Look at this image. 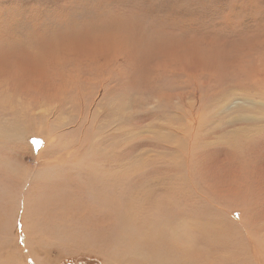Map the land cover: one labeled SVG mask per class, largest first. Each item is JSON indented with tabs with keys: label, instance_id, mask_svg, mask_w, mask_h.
<instances>
[{
	"label": "rangeland",
	"instance_id": "rangeland-1",
	"mask_svg": "<svg viewBox=\"0 0 264 264\" xmlns=\"http://www.w3.org/2000/svg\"><path fill=\"white\" fill-rule=\"evenodd\" d=\"M0 53V121L29 113L0 141V264L262 262L264 177L225 143L264 135V0H0Z\"/></svg>",
	"mask_w": 264,
	"mask_h": 264
},
{
	"label": "bare ground",
	"instance_id": "bare-ground-1",
	"mask_svg": "<svg viewBox=\"0 0 264 264\" xmlns=\"http://www.w3.org/2000/svg\"><path fill=\"white\" fill-rule=\"evenodd\" d=\"M167 39V38H166ZM173 39V37H172ZM174 40V39H173ZM173 42V41H172ZM168 44H172L171 42H169ZM170 46V45H169ZM157 51V50H156ZM167 53V52H166ZM1 55H4L6 57L7 54H3V53H0ZM218 56V55H217ZM179 57V56H178ZM182 57V56H181ZM13 58V57H11ZM10 58V59H11ZM39 59H42L43 57L41 56H38ZM53 58V57H52ZM14 59V58H13ZM35 59V58H34ZM211 59V58H210ZM46 60V59H45ZM182 59H180L181 61ZM185 60V59H184ZM48 61V60H47ZM197 61V60H196ZM54 62V61H53ZM196 63V62H195ZM39 71L42 72V75H43V68H45V64L44 65H39ZM201 66V65H200ZM24 67L26 68V64L24 65ZM34 67V66H33ZM56 67V66H55ZM30 68V67H29ZM53 68L49 67V66H46V72H50L52 73V76L53 77H50L52 80H54V77H55V71L52 70ZM57 70V69H56ZM28 72H30L28 70ZM6 75H0V80L3 82L7 76V74H9L10 76V73L6 70L5 71ZM57 73V72H56ZM36 75V78H40L39 75H37V73H33ZM46 75V74H45ZM57 75V74H56ZM8 76V77H9ZM29 77V76H28ZM10 79L12 78L11 76L9 77ZM58 78V77H57ZM9 79V80H10ZM23 78H21L20 75H18L13 81H15V84H12L10 83L9 86H6V90H4L5 92L7 91H14V90H22L24 91L25 89V85L28 83V82H22ZM0 82V88L3 86V83ZM21 83H23V85H21ZM249 82H247L248 84ZM258 83V82H257ZM42 84V83H41ZM253 84V83H252ZM260 86V85H259ZM258 86V87H259ZM34 89H39V85H33ZM47 90L48 89H53V88H57V91L59 90L60 86L59 85H56L54 87L52 86H47L46 87ZM11 93V92H10ZM13 93V92H12ZM15 93H17V91H15ZM58 94V92H57ZM14 96V95H13ZM12 97V96H11ZM9 98H10V95H8L7 99H8V104H10L11 102L9 101ZM227 98V97H226ZM253 99V98H252ZM39 102L41 101L40 99H38ZM250 100V98H249ZM254 100V99H253ZM262 104L264 105V101L262 102ZM14 105V103H13ZM32 105H34L35 107L37 105H40V103L38 104L37 101H34L32 103ZM15 106V105H14ZM9 109V114L10 115H13L11 119H8V120H4V121H0V141H3V142H6V143H9V141H12V140H15V139H21L25 133V131L27 130V128H24V124H22V122H27V117L26 115H28L29 113L27 112L28 110H26L25 106H22V109L24 110H21L19 108H15L16 110H13V109H10V107H6ZM21 111V112H20ZM41 111H44V110H41ZM48 111V110H47ZM45 110V113H32L33 114V118L35 117H40L41 120L43 119H49V116L46 114L47 112ZM263 111V110H262ZM50 115V114H49ZM21 116V117H20ZM48 116V117H47ZM244 118V117H243ZM249 118V117H248ZM254 119H257V120H260V119H263L264 118V115L261 114L260 116H254L253 117ZM250 121V119H248ZM241 121H244V122H247V119H241ZM254 121V120H253ZM262 122V121H261ZM264 122V121H263ZM257 126V125H256ZM263 128V127H262ZM4 132V133H3ZM238 131H235L234 132V137H231L225 144L227 145L226 147H229V154H232L236 157L237 159V163H238V160L240 162H243L240 166H238L237 164V168H241L243 167V171H244V167H245V171H252L254 176H259V177H264V158H261L260 155L257 156V154H255V151L259 152L261 151V149L264 148V135H262L260 137L259 134H254L252 132V130H246L244 132H239ZM201 133H204V132H201ZM257 133L258 130H257ZM45 144V143H44ZM50 144V140L47 139V142H46V145ZM224 144V143H223ZM44 149V148H43ZM226 149V148H225ZM260 149V150H258ZM47 150V149H46ZM43 151V150H42ZM247 156H244L246 155ZM238 157V158H237ZM236 163V162H235ZM102 179V178H101ZM257 179V178H256ZM260 183V182H259ZM255 188V187H254ZM110 192H113V191H110ZM109 192V193H110ZM113 194V193H112ZM114 196V195H113ZM117 199H119L118 197H115ZM98 200L99 203L101 204H106L107 203V200L106 199H103V198H96V201ZM112 202V200H110ZM110 202V203H111ZM109 203V202H108ZM263 208V207H262ZM263 210V209H262ZM126 212V211H125ZM255 212V211H254ZM138 214V213H137ZM136 214V215H137ZM146 214V213H144ZM123 215V214H122ZM138 217V215H137ZM140 217H141V214H140ZM139 217V218H140ZM123 218V217H122ZM126 218V217H125ZM144 218H145V215H144ZM131 219V218H130ZM135 219V218H134ZM141 220V219H140ZM139 220V222H141ZM123 221V220H122ZM130 221V220H129ZM133 221V220H132ZM135 221V220H134ZM120 222V221H119ZM137 222V221H136ZM156 222V221H155ZM197 222V221H196ZM262 222V221H261ZM131 223V222H130ZM260 221H256V225L258 227ZM196 225V224H195ZM124 226V225H123ZM133 228V227H132ZM179 228V227H178ZM177 228V230H179ZM163 229V227H162ZM189 230V229H188ZM125 231V230H124ZM163 231V230H162ZM166 231V230H165ZM169 231V230H168ZM256 233L262 237L264 239V225H260L257 230H255ZM167 232V231H166ZM199 232V231H198ZM206 232L209 233V231L206 230ZM123 233V232H122ZM157 234V233H156ZM161 234V233H160ZM166 234V233H165ZM164 234V235H165ZM110 236V235H109ZM138 236V235H137ZM168 236V235H167ZM117 237V236H116ZM123 237V236H122ZM170 237V236H169ZM145 240V239H144ZM173 240V239H172ZM180 241V240H179ZM160 242V241H159ZM124 243V242H123ZM177 243V242H176ZM179 244V243H177ZM251 244H252V248H253V252H254V256L256 257V260L259 261L261 260L262 262L264 261V258H261V252H264L263 249H264V245H263V249L260 248L259 244L258 243H255L253 240H251ZM177 249V248H176ZM262 262H259V264H262Z\"/></svg>",
	"mask_w": 264,
	"mask_h": 264
}]
</instances>
